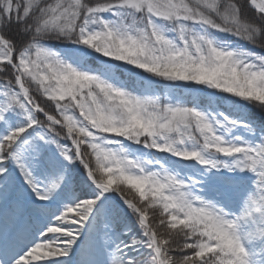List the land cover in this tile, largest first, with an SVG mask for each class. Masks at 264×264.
Returning <instances> with one entry per match:
<instances>
[{
  "label": "snow or ice",
  "instance_id": "6c2138e0",
  "mask_svg": "<svg viewBox=\"0 0 264 264\" xmlns=\"http://www.w3.org/2000/svg\"><path fill=\"white\" fill-rule=\"evenodd\" d=\"M0 264H264V0H0Z\"/></svg>",
  "mask_w": 264,
  "mask_h": 264
}]
</instances>
